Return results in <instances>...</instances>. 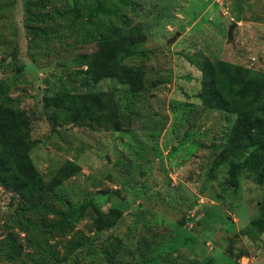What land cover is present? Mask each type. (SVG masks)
<instances>
[{"label": "rangeland", "instance_id": "obj_1", "mask_svg": "<svg viewBox=\"0 0 264 264\" xmlns=\"http://www.w3.org/2000/svg\"><path fill=\"white\" fill-rule=\"evenodd\" d=\"M27 2L0 0V79L12 86L17 109L32 116L31 158L45 181L67 161L82 166L58 189L67 205L89 207L66 238L49 240L61 255L79 240L62 264H264V189L223 156L235 117L202 105V74L192 63L209 58L264 73V0H106L119 15L100 18L126 16L147 35L125 61L145 68L146 87L136 96L115 79L94 83L76 64L96 49L82 36L92 30L90 1L78 0L76 22L75 0H43L34 13L47 14L45 24L31 22ZM30 25L63 40L34 38ZM62 92L105 93L102 126L53 128L43 98ZM16 200L0 187V241L17 216ZM16 232L24 253L14 263L0 253V264L40 262L32 236L18 224Z\"/></svg>", "mask_w": 264, "mask_h": 264}, {"label": "trees", "instance_id": "obj_2", "mask_svg": "<svg viewBox=\"0 0 264 264\" xmlns=\"http://www.w3.org/2000/svg\"><path fill=\"white\" fill-rule=\"evenodd\" d=\"M85 1V0H84ZM91 5L86 9L85 24L90 29L82 36L89 38L96 49L76 57L79 67H87L85 73L94 83L115 79L128 86L133 96L145 90V68L142 65L126 64V59L135 57L139 48L147 42L142 24H134L126 16L117 23L104 21V16H118L108 9L106 0H86ZM43 0H28V15L31 22L45 24L47 14L34 13L41 10ZM70 14L78 22L83 18L82 8L75 0ZM114 14V15H112ZM49 19H51L48 16ZM28 19V21H29ZM122 19V23L120 20ZM53 20V19H52ZM33 37L54 35L63 40L57 31L49 32L40 26L30 25ZM86 31V26H81ZM192 63L202 74L201 91L198 98L211 111H219L235 117L231 127L225 158L232 159L237 174L247 171L264 189V73L223 60L196 58ZM12 86L0 79V187L16 200L17 216H13L10 231L0 241V253L8 262L18 261L24 253L20 233L32 236L30 245L38 252L36 264H62L80 246L79 240H69L64 254L50 249L49 240L66 238L85 216L87 204L67 205L58 194V189L82 171V166L67 161L54 177L46 182L32 158L31 151L38 141L31 136L32 116L26 110L17 109V100L12 97ZM43 106L53 128L91 122L102 126L109 109L103 92H62L45 95ZM121 123L114 124L116 131ZM63 206V207H62ZM264 207V200H263ZM35 263V262H34Z\"/></svg>", "mask_w": 264, "mask_h": 264}, {"label": "water", "instance_id": "obj_3", "mask_svg": "<svg viewBox=\"0 0 264 264\" xmlns=\"http://www.w3.org/2000/svg\"><path fill=\"white\" fill-rule=\"evenodd\" d=\"M236 25H237V23H234L233 26L230 28V30H229V39H232L233 30H234V28H235Z\"/></svg>", "mask_w": 264, "mask_h": 264}]
</instances>
